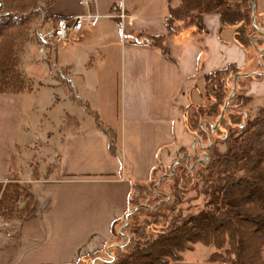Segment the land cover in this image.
<instances>
[{"label": "crops", "instance_id": "crops-1", "mask_svg": "<svg viewBox=\"0 0 264 264\" xmlns=\"http://www.w3.org/2000/svg\"><path fill=\"white\" fill-rule=\"evenodd\" d=\"M181 2L94 1L90 10L100 15L98 23L72 33L56 50L64 74L46 84V111L65 107L56 112V120L49 119L56 128L50 138L47 127L44 137L50 145L40 148L37 177L18 171L33 146L29 134L21 135L25 119L32 123L25 117L29 94L0 93V182L18 174L33 198L30 209L12 220L15 228L0 233V264H75L107 249L114 222L129 212L134 182H148L171 152L194 144L185 109L197 99L204 75L229 65L240 70L237 80L260 74L246 80V94L252 97L251 116L263 112L264 44L259 51L242 47L232 28L221 27L217 13L203 16L207 33L200 39L195 29L169 35L166 18ZM115 5H123L128 15L124 29L111 16ZM255 7L256 21L264 27V0H256ZM87 11L79 0H56L49 7L58 17ZM131 31L164 35L167 54L133 42L127 35ZM95 113L116 132V153L97 127ZM20 138L26 141L20 144ZM195 253L186 251L183 260L171 264H225Z\"/></svg>", "mask_w": 264, "mask_h": 264}, {"label": "trees", "instance_id": "trees-1", "mask_svg": "<svg viewBox=\"0 0 264 264\" xmlns=\"http://www.w3.org/2000/svg\"><path fill=\"white\" fill-rule=\"evenodd\" d=\"M31 1L33 4L30 0H6L7 12L0 16V93L11 92L12 89L5 73L14 66L11 60L17 32L10 21L16 8L14 5L17 3L18 6H15L19 9L28 8L35 4V0ZM254 3L256 0H182L178 7L169 10V16L166 18L167 33L173 35L195 29L193 34L200 39L207 33L203 16L207 13H217L221 27L232 28L235 41L239 45L244 48L256 46L259 51L260 45L264 44V27L256 21L258 12ZM127 35L135 43L148 44L164 55L167 54L164 35H151L143 31H131ZM257 37H260V40L255 42ZM60 72L64 74L61 70ZM237 77H241V72L233 65L204 75L200 92L208 97V102L199 106L192 103L185 109L186 128L201 142L212 141L216 145L220 140L213 136L214 131L210 128L213 121L208 122L209 119L218 120L226 112L227 116L221 118L220 124L226 126L228 119L229 123H232L226 130L225 138L221 139L227 144V151L223 154L214 152L213 160L204 168L207 170L204 188L209 200L207 208L182 220L175 218L153 236H145L146 233L139 234L137 229L133 230L137 236H133L129 242L110 245L93 256L80 258L75 264H171L183 260V253L194 250L197 243L216 247V251L207 259L211 262L264 264V113L245 124L244 119L248 118L249 114L243 109V106L252 100L251 96L246 95V80L260 77V74H252L243 80H236ZM64 82L73 91L68 80L64 79ZM73 99L81 102L75 93ZM94 115L97 127L109 136L111 152L116 153V132L104 124L97 113ZM222 131L223 128L218 134ZM212 142L209 145L211 149ZM203 147L205 146L202 145L201 148ZM185 149L182 148L184 152ZM202 167H205L204 163L194 170L184 166L181 161L175 163L174 170H183L192 175L197 172L203 177ZM175 175H172V180L176 176L178 179V175ZM141 184L143 182H134L133 190ZM22 190L25 188L20 185L17 175H12L6 184L0 182V211L8 210V219L22 217L33 203L29 194L25 206L17 209L16 204L23 196ZM132 202L130 196L129 208ZM169 202L170 198H166L157 208L145 211L160 212ZM123 218L114 222V235L117 224ZM243 223L250 225L249 233L255 238V242L250 243Z\"/></svg>", "mask_w": 264, "mask_h": 264}, {"label": "rangeland", "instance_id": "rangeland-1", "mask_svg": "<svg viewBox=\"0 0 264 264\" xmlns=\"http://www.w3.org/2000/svg\"><path fill=\"white\" fill-rule=\"evenodd\" d=\"M52 1L53 0H35L34 5L28 8L23 7V9H19L16 3L15 5L17 6L14 5L16 8L10 18L12 23L11 26H13V28H15L14 30L17 32V38L13 59L11 60V64L14 66L12 70L8 69L5 74L9 77L7 81L12 84L11 92H28L29 102L25 117L31 119L32 122L30 126L28 125L30 124L29 120L25 119L21 132V135L23 132L26 133V136L29 134V138L33 141L31 151L27 153V157H24L22 161L23 163L21 164L19 163V161H21V157L19 156L21 155L17 156V165L20 164V167H18L20 176L23 174L26 178L39 176V153L43 152L40 148L50 145V142L48 141L47 143L46 141L48 138L44 137L47 132V127L51 128V133L49 132V134H47L50 138L52 131L55 132L56 128V124L53 125V123H50L49 119L56 120V112L61 110L60 108L65 107L64 105H60V107H53L49 112L46 111L48 103L47 92H49L46 84L52 78L59 79L62 74L56 62V50L60 46L52 44L47 48L46 54H42L38 39L39 33L43 29L51 26L52 23L59 18L49 12V7L51 6L50 3ZM24 2H26V0H24ZM30 2L33 4V1L30 0ZM7 7L6 0H0V16L5 15ZM258 40H260V37H257L255 42ZM260 67H263V65H260ZM202 87L199 88V94L196 96L197 99L193 102L196 106L204 105L208 102L207 100H209L208 97L204 96L202 91L203 95L201 94L200 89H202ZM251 101L243 106V109L249 114V117L244 119L245 124L252 122L259 117L260 114L264 113L263 109V112H260L256 117L251 116ZM224 116H227L226 112H224L223 116L218 120H213L212 118L209 119V117L207 118L209 119L208 122L213 121L210 126L214 131L212 133L213 136L215 139H220L216 145L211 141L213 144L212 149L209 148V145L211 144L210 141L201 142L198 137L193 135L195 137V142L190 148L185 149L186 152H184L182 148L178 150L177 154L171 152L167 159L165 158L166 161L164 165L166 167L164 166L163 169H158L148 182L141 184L139 188L133 190L131 194L133 202L130 204L129 212L125 215L123 220L117 224L111 245L129 242L133 236H137V233H133V230L136 229L139 234L146 233L145 236L148 234L153 236L161 232L163 228H165L170 222H173L175 218L182 220L207 208V202L209 200L208 196L204 193L207 170L204 168H206V166L210 164L209 162L213 160L214 152L217 151L223 154L227 151V144L221 139L225 138L226 130L232 123H229L228 119V121H226V126L220 124V121ZM222 128L223 131L219 135L218 132L219 130H222ZM39 139L42 140L36 142ZM23 141L25 142L26 139L20 138V144H23ZM202 145L205 147L201 148ZM177 161H182L184 166L186 165L194 170L204 163L205 167H202V172L204 173L203 177L199 176L197 172L192 175V173L190 174L186 171L183 172V170L175 171L174 167L175 163H178ZM51 165L53 164H50L49 166ZM175 174L178 175L179 180ZM164 175L169 176L163 178ZM172 175L176 176L173 180L171 179ZM6 183L7 182H5V184ZM20 185L24 187L25 190H22L23 196L16 204L18 210L23 206L22 201L26 203L29 195L28 184L20 183ZM166 198H170V202L167 205H164L160 212L159 210L154 211L153 213L145 211L149 208H157L161 203L165 202ZM168 208L175 209L169 210ZM8 213V210L0 211V220H8L13 224V219H8ZM244 230L246 236L250 239V243L255 242V238L249 233V224H244ZM194 251L197 252L195 254L207 255V258H209V256L216 251V247L214 245L207 246L202 243H197L194 245Z\"/></svg>", "mask_w": 264, "mask_h": 264}, {"label": "built area", "instance_id": "built-area-1", "mask_svg": "<svg viewBox=\"0 0 264 264\" xmlns=\"http://www.w3.org/2000/svg\"><path fill=\"white\" fill-rule=\"evenodd\" d=\"M95 0H79V5L88 9L86 13L78 14L69 17L57 18L51 26L43 29L38 39L40 42V51L46 54L47 48L52 44L60 46L69 40L72 33L82 30L84 27L95 26L100 15L97 12L90 10ZM111 16L118 18L124 29V23L128 17L123 5H115ZM3 228H14V225L8 220H0V232Z\"/></svg>", "mask_w": 264, "mask_h": 264}, {"label": "water", "instance_id": "water-1", "mask_svg": "<svg viewBox=\"0 0 264 264\" xmlns=\"http://www.w3.org/2000/svg\"><path fill=\"white\" fill-rule=\"evenodd\" d=\"M254 7H255V3H254ZM236 80H237V78H236ZM179 161H180V160H179ZM179 161H177V162H179ZM167 176H169V175H164L163 178H165V177H167Z\"/></svg>", "mask_w": 264, "mask_h": 264}]
</instances>
